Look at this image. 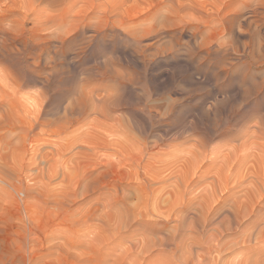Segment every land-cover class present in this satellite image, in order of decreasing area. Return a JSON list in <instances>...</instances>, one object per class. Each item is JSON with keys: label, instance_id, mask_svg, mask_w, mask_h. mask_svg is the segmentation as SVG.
<instances>
[{"label": "rangeland", "instance_id": "rangeland-1", "mask_svg": "<svg viewBox=\"0 0 264 264\" xmlns=\"http://www.w3.org/2000/svg\"><path fill=\"white\" fill-rule=\"evenodd\" d=\"M0 264H264V0H0Z\"/></svg>", "mask_w": 264, "mask_h": 264}]
</instances>
